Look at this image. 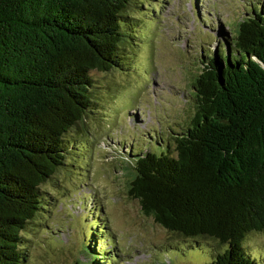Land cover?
Listing matches in <instances>:
<instances>
[{
  "label": "trees",
  "instance_id": "16d2710c",
  "mask_svg": "<svg viewBox=\"0 0 264 264\" xmlns=\"http://www.w3.org/2000/svg\"><path fill=\"white\" fill-rule=\"evenodd\" d=\"M140 6L0 0V264L27 260L22 232L42 184L70 163L67 136L93 105L91 72L121 65ZM222 41L194 78L195 111L173 151L135 153L128 194L167 231L224 245L204 264H259L243 241L264 232V3ZM92 233L85 264L104 259Z\"/></svg>",
  "mask_w": 264,
  "mask_h": 264
},
{
  "label": "rangeland",
  "instance_id": "374dc122",
  "mask_svg": "<svg viewBox=\"0 0 264 264\" xmlns=\"http://www.w3.org/2000/svg\"><path fill=\"white\" fill-rule=\"evenodd\" d=\"M262 2L136 0L121 65L91 72L93 105L67 136L70 163L41 186V208L22 232L24 264H85L92 232L99 264H204L223 250L213 239L167 231L128 188L135 153L173 151L195 111L192 83L207 56ZM243 245L264 264V232L249 233Z\"/></svg>",
  "mask_w": 264,
  "mask_h": 264
}]
</instances>
